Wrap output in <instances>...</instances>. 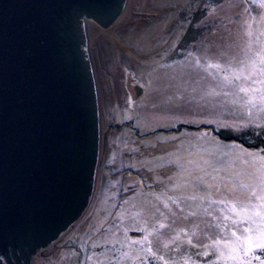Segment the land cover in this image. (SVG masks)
Instances as JSON below:
<instances>
[{
	"label": "rangeland",
	"instance_id": "rangeland-1",
	"mask_svg": "<svg viewBox=\"0 0 264 264\" xmlns=\"http://www.w3.org/2000/svg\"><path fill=\"white\" fill-rule=\"evenodd\" d=\"M262 14L264 8L252 0H128L110 29L87 23L102 137L96 185L79 223L32 264H184L186 255L196 264L216 259L211 249L207 257L196 255L203 249L180 242L165 249L156 236L167 242L175 235L171 228L191 230L197 224L214 232L206 225L217 222L219 206L206 216V202L181 200V212L167 198L202 193L205 186L197 177L208 184L213 176L227 178L249 159L240 156L242 150L264 155V126H257L264 124V114L253 113L249 123L247 112L229 103L231 95H212L232 89L218 86L223 73L214 79L204 67L242 58L245 22L259 21ZM186 182L189 186L174 189ZM189 211L198 215L184 220ZM161 222L171 228L159 229ZM153 229L158 232L149 237L151 247L165 261L140 251L147 245L132 243ZM209 242L201 237V243ZM255 255L258 250L244 259L260 264Z\"/></svg>",
	"mask_w": 264,
	"mask_h": 264
},
{
	"label": "water",
	"instance_id": "water-1",
	"mask_svg": "<svg viewBox=\"0 0 264 264\" xmlns=\"http://www.w3.org/2000/svg\"><path fill=\"white\" fill-rule=\"evenodd\" d=\"M128 0H0V264H32L82 219L102 147L86 25Z\"/></svg>",
	"mask_w": 264,
	"mask_h": 264
},
{
	"label": "snow or ice",
	"instance_id": "snow-or-ice-1",
	"mask_svg": "<svg viewBox=\"0 0 264 264\" xmlns=\"http://www.w3.org/2000/svg\"><path fill=\"white\" fill-rule=\"evenodd\" d=\"M252 2L264 8V0H252ZM244 34L248 39L241 49L242 58L233 56L223 65L208 63L204 67L214 79L217 74L223 73L218 86L232 89L230 93L213 90L211 94L231 95L233 99L229 103L239 104L249 115V123H251L253 113L264 114V14L260 16L259 21L256 17L246 21ZM197 63L199 64V61ZM211 69H215L216 73H212ZM244 126L246 127L247 124ZM257 126H264V124L257 122ZM240 156L249 159L244 160L241 167L230 171L227 178L213 176L211 184H208L203 177L195 178L198 184L205 186L202 193L167 198L180 208L181 212L184 211L180 205L181 200L206 202L208 207L203 209V214L206 216H212L213 206H219L216 211L220 215L213 216L217 222L206 225L207 229L215 231H205L198 224L191 230L176 231L169 224L161 222L159 229L171 228L175 235L170 236L167 242L157 235V243L162 244L165 249L169 247V243L179 246L177 242L187 244L191 248H202L203 252L196 255L202 254L205 257L209 256L208 250L211 249L216 259L209 264H251L250 260L244 258L258 250L260 255H255L254 258L260 261V264H264V260L261 259V255H264V155L242 150ZM205 163L209 162L205 161ZM218 171L214 169V172ZM198 184L192 183L191 186L196 188ZM182 186L187 187L189 184L187 182L184 185L177 184L174 185V189ZM164 207L172 211L166 201ZM172 214L175 215V213ZM160 215L163 217L164 213L161 212ZM196 215H198L196 211H189L183 219L187 220L189 216ZM164 218L167 219V217ZM157 232L158 229H153L142 240H135L132 243L147 245L140 251L156 260L165 261L164 256L156 255L151 247L152 241L149 240V237ZM204 236L208 237L209 243H201V237ZM165 264L170 262L165 261ZM184 264H196V262L192 260L191 255H186Z\"/></svg>",
	"mask_w": 264,
	"mask_h": 264
}]
</instances>
